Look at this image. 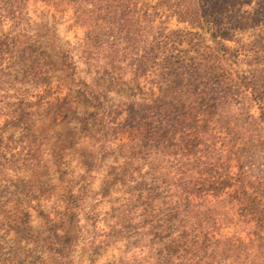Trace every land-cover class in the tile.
Segmentation results:
<instances>
[{"label": "rangeland", "instance_id": "374dc122", "mask_svg": "<svg viewBox=\"0 0 264 264\" xmlns=\"http://www.w3.org/2000/svg\"><path fill=\"white\" fill-rule=\"evenodd\" d=\"M173 5L0 0V34L31 45L0 52L20 70L0 80L1 144L32 170L0 181V264H264V63L233 61L213 21ZM236 37L264 43V17ZM182 91L197 107L184 115ZM240 92L244 105H216Z\"/></svg>", "mask_w": 264, "mask_h": 264}, {"label": "trees", "instance_id": "16d2710c", "mask_svg": "<svg viewBox=\"0 0 264 264\" xmlns=\"http://www.w3.org/2000/svg\"><path fill=\"white\" fill-rule=\"evenodd\" d=\"M262 2H264V0H255V4H251V1L249 0H173L174 5L172 6V15H175L178 21L185 22L188 25L196 23L201 28L204 27L203 24L205 22L213 21L216 27L215 31L213 32V38H211V40L216 44L215 48L217 50L223 49V52H228L230 56H232L233 61H236L238 63H246L250 65L260 64L261 62L264 63V43L246 41L242 38L236 37V33L238 30L250 29L252 27H255L257 22H259L260 19L264 17V5L262 4ZM140 34L141 35H139V37L144 36V38H146V30H142ZM20 36L21 35L16 36V34H14L12 31L2 32L0 34V52L4 53L5 49L7 50L8 46L17 45L18 41L23 47L28 45V47L30 48L31 45L28 43L29 39L26 38L25 40L20 41ZM229 40L233 41L235 45H227V41ZM179 67L181 68V66ZM217 67L218 66L216 65L209 66L207 74H218ZM9 68L10 69L8 70L0 68L1 84L9 80L11 70H13L16 75L20 74V70H17L16 67H11V65H9ZM255 84L256 90L259 93H263L264 89L262 88V86L259 84L257 85V83ZM232 87L233 85H227L223 88L230 89ZM7 88L9 89V87ZM204 90L205 88H202V91ZM241 94L242 92L238 93L236 96L233 95L230 99H216V105L221 107L225 104V106L230 109L235 108L236 106H242L249 98L247 97V95ZM190 97L191 95L186 91H182V93L179 95L172 94V109H176L178 110L177 112H179L180 115H184V113L186 111H189L190 108H197L192 104ZM11 113L12 112H10V114ZM4 114L9 115L7 111L5 112L4 109L0 107V116ZM6 121L7 120H5V122ZM180 122H182V120L178 117L176 126L179 125L178 123ZM5 130L6 129H4V124L0 125V181H7L9 179L8 176L11 175L10 170L16 172L31 170V167H29L30 165L26 163L27 158L20 156L22 154L21 152H10V157L15 154L19 155H17L16 159L5 157V154L8 151H6L4 146H2L1 144L2 139L6 137ZM48 163V160H44L42 162V165L40 166L39 161L35 163L36 169L41 168L43 170H51V165ZM53 164H56L55 161H53ZM21 176H24H19L20 179H24V181H22V185L26 186L28 180H25V178L27 177V175ZM134 181L138 182V180ZM186 195L187 197L185 198H187L189 202L193 203L192 200L188 197V194ZM136 196L138 197L139 195L136 193ZM136 200L137 198L133 199V201ZM195 206H197V204H193L191 209H187V212L190 217L201 218L202 213H206V211H203L202 209H195ZM13 213L18 220L24 221L29 216V205L17 207ZM61 215L58 221L62 220L61 218H63L64 213H61ZM10 217L11 215L7 216V218ZM172 230H174L176 234L181 232L177 228H174ZM63 258L64 255H62V253H56L52 257V259H54V262L59 264L61 260H64Z\"/></svg>", "mask_w": 264, "mask_h": 264}]
</instances>
